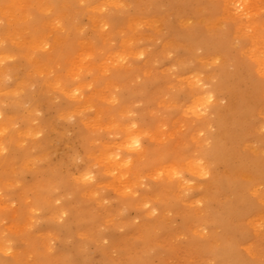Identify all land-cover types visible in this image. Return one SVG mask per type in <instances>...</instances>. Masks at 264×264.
Here are the masks:
<instances>
[{
	"label": "rangeland",
	"instance_id": "1",
	"mask_svg": "<svg viewBox=\"0 0 264 264\" xmlns=\"http://www.w3.org/2000/svg\"><path fill=\"white\" fill-rule=\"evenodd\" d=\"M228 1L0 0V239L12 246L3 259L34 264L80 242L76 261L89 264H218L211 224L180 231L183 213L210 205L213 173L200 177L195 166L210 168L202 150L218 131L213 108L229 118L253 102L240 150L264 154V0H236L239 11ZM196 28L223 52L184 37ZM221 70L230 82L196 102ZM129 127L142 153L123 148ZM68 187L87 190L74 199ZM253 192L260 210L240 250L264 264V183ZM67 198L101 223L78 233L63 227L69 213L48 221L43 204L58 210ZM155 221L159 237L144 243L140 229Z\"/></svg>",
	"mask_w": 264,
	"mask_h": 264
},
{
	"label": "bare ground",
	"instance_id": "2",
	"mask_svg": "<svg viewBox=\"0 0 264 264\" xmlns=\"http://www.w3.org/2000/svg\"><path fill=\"white\" fill-rule=\"evenodd\" d=\"M230 4L238 11L240 10L239 5H236V0H229L226 6L229 8ZM237 16H243V14L237 12ZM206 36V33L198 28L193 29L190 34L189 32L184 34V37L193 38V44L206 47L213 55L222 53V49L214 48L208 42ZM220 72V84L214 86L210 92L203 91L202 93L208 92V95L204 98L202 96L197 98L196 102H207L212 97L213 91H219L230 82V78L226 73L223 70ZM71 92L74 94L72 90H69V93ZM254 106L253 102L242 101L239 109L233 111L229 118L226 110L220 105L213 108L215 116L213 119L211 118V121L217 122L218 131L209 135L210 146L202 150L204 157L210 163V168L201 165L195 166L197 175L200 177H205L208 173L210 174V171L213 173L211 179L204 184L205 190L203 192V197L211 206L209 205L201 215L193 212L182 214L183 223L180 231L184 234L190 232L193 227L200 225L211 224L214 227V231L211 233L214 245L209 253L212 254L213 259L218 264H257L253 260L247 259L240 250L241 242L248 238L246 225L251 222L253 214L260 210V205L255 200L253 191L256 190L257 185L264 183V154L262 152L249 153L240 150L243 147L241 143L245 140L251 126L248 123V118L253 114ZM128 131L129 133L122 143L123 148L129 152L142 153L144 150L139 149L142 146L141 135L132 132L131 127ZM150 154L154 157L153 152ZM125 162L127 161L125 160ZM219 164L224 165L222 171L218 169ZM111 166L112 164L108 168ZM37 172V174L39 172L45 174L43 169L39 167ZM82 178L85 179V174L82 175ZM117 182V186L122 188L120 179H117ZM78 188L73 191L71 187H68L67 195L73 194L74 199L81 198L87 189ZM262 196L264 198V193ZM43 206L49 213L48 221H51L59 211L69 213L70 219L63 227L70 230V227L74 226L78 233H89L93 227H97L102 221L99 215L90 210L85 203L76 208L68 198L63 207L58 210L50 204H43ZM162 225L159 221L144 225L140 229V239L144 243L155 240L159 237V229ZM50 227L60 232L55 223H51ZM98 236L99 234L95 235V237ZM204 240L202 238H192L189 242L196 243L200 246V250L204 252L209 248V244ZM31 241L33 246L36 247V241ZM6 243V240L0 239V264H30L24 255L16 256L12 260L3 259L1 252L7 253L12 248ZM82 252V245L78 242L75 244L74 253L72 252L71 255L64 253L56 257L41 253L37 255L34 264H89L76 261V254H82ZM141 260L123 261L120 264H144ZM106 264L115 263L107 260Z\"/></svg>",
	"mask_w": 264,
	"mask_h": 264
}]
</instances>
